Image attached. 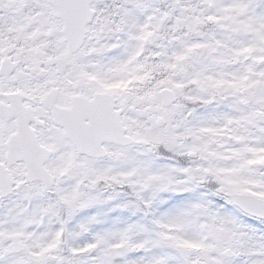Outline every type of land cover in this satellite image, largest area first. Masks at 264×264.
I'll return each instance as SVG.
<instances>
[{
	"label": "snow or ice",
	"instance_id": "obj_1",
	"mask_svg": "<svg viewBox=\"0 0 264 264\" xmlns=\"http://www.w3.org/2000/svg\"><path fill=\"white\" fill-rule=\"evenodd\" d=\"M0 264H264V0H0Z\"/></svg>",
	"mask_w": 264,
	"mask_h": 264
}]
</instances>
